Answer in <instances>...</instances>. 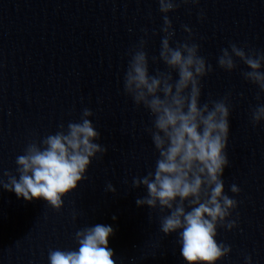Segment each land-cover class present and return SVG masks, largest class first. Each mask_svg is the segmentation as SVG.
Instances as JSON below:
<instances>
[{
    "label": "clouds",
    "instance_id": "9594fccd",
    "mask_svg": "<svg viewBox=\"0 0 264 264\" xmlns=\"http://www.w3.org/2000/svg\"><path fill=\"white\" fill-rule=\"evenodd\" d=\"M181 3L198 5L200 0H158L159 11L164 14L160 29L163 37L159 56H152L151 60L154 64L163 62L167 71L156 69L155 75L150 74L145 51L147 40L143 37L128 52L124 93L153 117L152 127L146 131L159 154L154 171L134 177L132 187L143 185L147 190V195L136 200L138 207L146 205L161 214L167 210L168 214L160 217V231L164 235L178 233L177 243L181 245L186 264H218L232 251L230 245L217 241L218 228L231 231L238 227L239 219L238 213L236 219H229L238 201L225 194L222 179L230 164L227 147L232 94L200 103L202 80L214 69L199 55V44L186 40L171 46L176 33L167 14ZM199 18L201 21L205 18L203 10ZM182 27L191 38L192 29L187 25ZM143 31L147 36V29ZM229 48L221 49L217 58L219 68L228 72L235 70L234 58H238L250 69L242 72L243 78L264 92V71L261 70L264 52L235 43ZM256 99L260 100V93ZM93 115L89 108H84L80 122H69L66 130L64 124H60L55 134L29 142L24 154L16 158L18 177L5 171L7 181L0 179V186L29 202L42 198L59 212L63 197L87 178L92 160L107 153L105 146L95 142L100 140L101 134L89 119ZM250 121L253 126L264 121V104L251 109ZM105 191L115 194L117 189L108 182ZM230 191L238 195L241 189L232 184ZM113 235L110 225L96 224L79 229L74 234L78 249H50L49 262L117 264L114 251L108 246ZM245 262L252 264L251 255H245Z\"/></svg>",
    "mask_w": 264,
    "mask_h": 264
}]
</instances>
